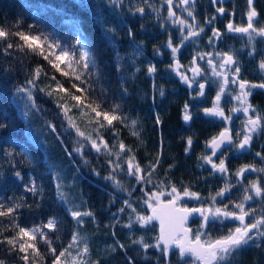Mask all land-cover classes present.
<instances>
[{"label":"trees","instance_id":"1","mask_svg":"<svg viewBox=\"0 0 264 264\" xmlns=\"http://www.w3.org/2000/svg\"><path fill=\"white\" fill-rule=\"evenodd\" d=\"M106 1L0 0V29L39 37L32 44L35 51L18 35L0 38V211L13 209L0 216V264H25L21 259L24 253L6 242L17 236L19 227L39 230L34 241L27 237L22 241L35 243L44 253L37 256L29 249L28 264H52L45 239L51 241L57 254L72 245L61 257L62 262L80 259L85 264H128L130 257L134 264H185V260L193 264L190 257L182 259L178 251L167 250L161 255L158 248L145 249L132 243H158L157 226L151 221L141 227L137 217H150L147 202L154 193L162 200L174 198L169 195L173 187L183 196L182 206L212 207L215 197L220 205L233 209L235 203H247L243 196L249 195L254 214L264 212V89L257 88L249 101L262 119L251 151L242 155L226 152L228 175L216 173L203 159L210 155L208 145L222 129L221 122L204 110L213 107L220 92L224 56L235 59L241 79L264 82V70L259 68L264 61V39L252 33L251 37L232 35L227 30L230 15L235 25L247 24L246 0H231L225 7L232 13L223 16L216 14L211 0L190 4L186 16L181 12L182 20L191 31H198L196 36L184 34L181 24L171 26L162 17L167 16L165 5L156 19L148 13L152 3L161 0ZM173 2L183 10L180 0ZM141 7L144 13L137 11ZM253 7L258 13L257 27L264 26V0H253ZM212 17L215 20L207 23ZM213 29L218 37L213 36ZM170 40L179 48L175 59L167 47ZM8 43L14 47L7 48ZM62 49L69 52L68 58L55 60ZM116 49L123 60L117 57ZM41 50L48 59L39 54ZM80 52L86 53L83 60L79 59ZM176 59L185 71L200 70L201 80L208 85L204 96L199 95V87L189 88L173 72ZM150 65L156 68L152 75L147 71ZM160 90L165 93L163 97ZM224 90L222 107L232 116L230 110L234 104L237 107V100L231 97L237 95V88L229 83ZM72 95L81 97L79 106ZM185 103L191 115L188 123L183 119ZM116 105L119 108L113 111ZM62 106H67V112ZM93 108L102 114L97 116ZM105 111L118 117L111 125L104 120ZM157 117L160 123H156ZM233 127L234 142L241 141L243 129ZM87 136L101 148L99 153L84 138ZM76 148L89 161L87 165L72 151ZM129 162L140 168L135 176L128 174ZM246 165L257 170L241 178L235 175ZM17 171L20 177L15 175ZM109 175L112 180L104 178ZM253 183L261 188V196L251 188ZM185 189L197 193L199 199L185 196ZM225 189L226 201L221 203L217 193ZM121 208L124 211H119ZM73 210L93 216H83L77 223L71 215ZM50 220L54 224L51 229L46 226ZM129 224L131 228L126 227ZM229 229H233L230 221L214 220L206 226L203 237L213 241L227 236ZM85 246L88 254L81 255ZM228 264H264V238L242 246Z\"/></svg>","mask_w":264,"mask_h":264},{"label":"snow or ice","instance_id":"2","mask_svg":"<svg viewBox=\"0 0 264 264\" xmlns=\"http://www.w3.org/2000/svg\"><path fill=\"white\" fill-rule=\"evenodd\" d=\"M167 4L169 5L168 8V16L173 17L175 13L172 11V6H173V0H166ZM213 4L217 2V0H211ZM181 4H188L189 0H180ZM247 6H248V11H247V26H234L231 22L227 24V29L229 32H236V33H243V34H248L251 37V33H256V35L264 38V26H259V21L256 19L258 16L257 11L253 7V0H246ZM217 12L224 14L226 9L224 7H219L216 9ZM137 11L139 13H144V8H138ZM189 16H192L193 13L192 11L188 12ZM215 20V17H212L207 21V23L211 24ZM179 24L184 25L185 21L180 20L178 21ZM203 28H200L199 31H203ZM9 35H18L19 39L22 41L27 42V48L30 50L35 51V49H32V44L33 42H36L39 40V37L36 36H29L24 34L23 32H16L10 34L9 32H6L2 29H0V38L7 39ZM198 35L197 32L195 31H190L189 36H196ZM129 36L130 38L133 36L131 30L129 31ZM213 36L218 37L219 33L213 29ZM79 43V41H78ZM7 48H12L14 47L13 44L8 43L6 44ZM52 45H48L49 49H52ZM56 48H59V45H55ZM167 47L171 48L172 51V56L173 59H175L176 53L179 51L178 47L173 46V42L170 40L167 44ZM23 49V46H22ZM154 51H156L154 49ZM40 55H44L43 50L40 51ZM50 55L53 53H49ZM116 55L120 60H123V56L119 53V50L116 49ZM69 52L65 50H61L59 55H55V60L57 61H63L66 58H68ZM86 56V53L80 52L79 53V59L83 60ZM203 59V57H200ZM223 58V57H222ZM44 59H48V56L44 55ZM52 63V61H49ZM233 58L231 55H227L226 58H223V63L220 64V67L223 68L225 64H231L233 63ZM209 65H211V60H209ZM53 67L56 68L57 71H60L59 65L58 64H53ZM176 67L179 68L180 65L177 62ZM259 68L261 70H264V61H262L259 64ZM139 70V69H137ZM7 71V70H5ZM148 74L152 75L156 72L155 66L150 65L147 69ZM193 72L198 73L199 69L193 68ZM214 74H217L215 72V69L213 70ZM240 67H236L235 73L237 75L240 74ZM39 72V69L37 70V73ZM181 76V79L183 82L188 83V78L185 77L182 73H178ZM218 75V74H217ZM76 79H80V77L77 75ZM29 84H31L33 81L29 79L27 81ZM227 78L225 77L224 83L221 84L220 86V92L217 93L215 102L213 104V107L211 109H205L204 112L206 115H211V116H219L223 119L231 121L232 117L231 116H225L223 109L220 106V100H221V94L223 93L224 85L227 84ZM238 81L233 78L232 83H237ZM83 83V81L81 82ZM239 94L235 96V99L238 101H241L242 104L246 102V97L252 94L251 89H264V82L254 84L250 83L246 80L241 79L239 82ZM73 87H77L75 84ZM189 87H191V84H189ZM204 84H199V95L204 96ZM245 88H248L249 91H245ZM18 91L24 92L26 91L24 88H18ZM60 91H67L66 89L58 88ZM42 91V90H41ZM77 91H82L81 88L77 87ZM50 95V93H49ZM159 95L163 97L165 95L163 90H160ZM29 98L31 99V94L29 93ZM196 97H193L195 99ZM71 99L76 102V105L79 106L82 103L81 97L72 95ZM37 107V110H39L38 105H34ZM64 107L65 112H67V106H62ZM99 107V105L97 106ZM189 105L185 103L184 109H185V114L183 116V119L185 122L189 121L191 119V115L187 112ZM116 108H119V105H116L113 108V111H115ZM243 112L247 115L248 113V107H243ZM92 111L96 112L97 116H100L102 113L97 110V108H93ZM230 111H241V109L238 108H232ZM103 117L104 120L107 121L109 125L112 124L114 120H116L118 117L117 115H109L107 111L103 112ZM71 123V121H70ZM156 123H160L159 118L157 117ZM247 125H250L249 128L246 129V132L249 134H245L243 136L242 141H237L233 142L231 136L229 135V129L225 128L224 131L219 133V138H213V140L209 143L208 147H211L213 149L212 151V156L217 155V150L220 148V146L224 143H228L232 145L233 147H239L240 149L245 148L246 145H248L251 141V132H254L257 130L258 127L261 126L262 124V119L260 116H257L255 119L249 118L248 121L246 122ZM0 127H3V124H0ZM55 131V129H53ZM78 135L84 136V133L78 131ZM85 139H88L91 142V146L93 149L96 150L97 153L101 151V148L97 145L96 141L92 139V137L87 136L84 137ZM189 147L192 145V139L189 138L187 141ZM106 148L107 145H104ZM121 149H123L125 146L121 143L119 145ZM227 149H225L226 151ZM73 152H76L78 155L81 156V159L83 160V163L87 165L89 161L84 158L83 154L81 153V150L79 148L73 149ZM69 156L72 155V152L68 153ZM111 155V153H109ZM257 155H260L257 153ZM221 156H223V152H221ZM205 162L207 164H211L212 169L214 171H218L221 173L227 172V168L225 166V159L226 158H219V163H215L212 160L211 156H205L203 157ZM262 160H264V157H261ZM134 169V170H133ZM249 170V166H244L241 167L238 172L235 174L237 176L242 175L244 172ZM252 171H256L257 169L253 168L251 169ZM93 171H95L93 169ZM140 171V168L138 165L134 166L131 162H129V168H128V174L129 175H136ZM261 171H264V169H261ZM99 175V173H96ZM17 177H20V172L17 171L15 173ZM106 180H112L113 176L109 175L104 177ZM137 179H140L139 176H137ZM251 188L254 190L256 196H261L262 195V190L261 188L257 185V183L251 184ZM29 191L35 192V189L32 187H29ZM228 189H225L224 191H227ZM224 191H220L217 193L218 196H220L222 199L224 198ZM169 195H173L174 198L168 203L163 204L159 200V197L156 196L154 193L153 196L156 198V204L153 206L151 203H149V207L152 208L153 215L150 217H145V216H139L137 217V222L141 223V227H146L152 220H159L160 221V235L156 237V240L158 241L157 244L155 245H150L144 243L143 240L136 241L134 240L132 243L133 244H140L143 245L145 249L148 247H155L160 249L161 255H164L167 253L168 250V245L170 244H175L176 247L179 249V256L181 258H184L186 254L191 255L192 257L195 258V260L202 261L203 264H228L229 258L233 257V253H237L239 249L244 246L249 244L250 242L254 243L255 239L257 237L264 238V231H260L261 227L264 226V219H255L250 220L247 224L245 223V217L252 215L251 209L245 210V204L243 202L240 203H235L234 207L239 210L238 214L235 211L231 210H226L227 205H225V209L222 210L221 208L217 207L215 208L214 211H211L210 209H205L202 207H188V206H180L178 204V201L180 199L179 194L177 193V190L175 187L172 188L171 193ZM184 195L189 196L194 199H199V196L195 192H189L187 189L184 190ZM213 202H215V197L212 198ZM252 197L249 195H244L243 196V201H249L251 200ZM111 202V201H110ZM13 211L12 208L7 209V211H0V216L7 215ZM119 211H124V208L119 209ZM135 211V210H134ZM211 211V217L213 219H218L220 217H223L224 219H232L235 221L239 222L240 226H237L233 229H229V234L224 237V238H217L213 241H207V242H202L201 237L205 234L202 232L200 229L197 230L196 234L194 235V239H189V233L191 232V229L187 228L186 222L189 218V216H192L193 214H199V216L203 219V221L208 222L210 217L206 213H209ZM71 215L74 219H76L77 223H80L81 218L83 216H93V213L91 212H80L73 210L71 212ZM115 213L113 216L115 217ZM223 223V221H221ZM49 229L53 228V221H48L46 225ZM126 227L131 228L132 225H126ZM205 225L202 224L201 228H204ZM256 230V236L251 235V233ZM39 230L38 229H31L28 230L24 227H19L17 236L13 239H8L6 242L8 245L12 246L13 249L17 250L20 253H24V255L21 256V259L25 261V264H28L29 262V256H28V250L31 249L33 253H35L37 256H43L44 253H41L38 251L37 246L35 243H24L22 242L24 240V237H27L29 241H34L36 239V234ZM41 236L44 234L42 232L39 233ZM73 241L77 240L76 236L72 237ZM45 244L49 246V249L52 253L53 259H52V264H85L84 261L80 259H75L71 260L70 262H62L61 257H64L65 254L68 252V249L72 247L71 244H69L67 249H64V251H60L57 254V249L55 247L51 246V241L49 239H45ZM161 243L164 245L163 248L160 247ZM120 248H123V245H119ZM115 251V249H114ZM88 254V247L85 246L83 249V253L81 255H87ZM128 264H134V261L129 257L128 258ZM185 264H192V261L185 260Z\"/></svg>","mask_w":264,"mask_h":264},{"label":"flooded vegetation","instance_id":"3","mask_svg":"<svg viewBox=\"0 0 264 264\" xmlns=\"http://www.w3.org/2000/svg\"><path fill=\"white\" fill-rule=\"evenodd\" d=\"M164 1H166V0H164ZM195 1L196 0H189V4H193V3H195ZM230 1L231 0H227L226 2H223V3H215V4H213L212 2H211V4H212V6H213V8L215 9V11H216V14L217 15H220V16H223V15H225V14H231L232 12L230 11V10H228V7H225V6H227V4L228 3H230ZM166 7H167V9L169 8V5L167 4V5H165ZM188 6V5H187ZM187 6H186V4H182V8H183V10L181 11L180 9H179V13L182 15L180 18H178L177 20H175V24L176 25H178L179 23H178V21H180L182 18H183V14L181 13V12H183L184 14H185V16H186V9H187ZM219 7H224L225 9H226V11H225V13L224 14H220L219 12H217V8H219ZM157 16H158V14H157ZM230 17H231V21L230 22H233V16L232 15H230ZM257 20H258V16H257V18H256ZM233 25L234 26H237V25H235L234 24V22H233ZM184 26H188V28H186V30L185 31H183V27ZM247 26V24L245 25V27ZM190 28V25H188V24H184V25H181V29H182V32H184V34H186L187 35V32H190L191 30H188ZM228 30V29H227ZM195 32H197L198 33V31L197 30H194ZM229 32V31H228ZM230 33V32H229ZM252 34H255L256 35V33H252ZM233 35V34H232ZM240 35V34H239ZM238 35V36H239ZM241 35H243V34H241ZM258 36V35H257ZM228 54H226L225 56H224V58H226V56H227ZM233 61H234V63H233V65L232 66H226V70L224 71L222 68H220L221 70H220V75L222 76V78L225 80V77L227 78V84H225L224 85V89L229 85V83H232V80H233V78H235L238 82L241 80V72H240V74L239 75H237L236 73H235V69H236V65H235V59L233 58ZM175 66H176V62H175ZM182 66V65H181ZM184 68V67H183ZM200 71V70H199ZM176 74V73H175ZM177 75V74H176ZM180 78V77H179ZM202 80H201V78H200V80L199 81H197L196 83H195V85H193L191 82H189V84H191V87H189V85H186V86H188L189 88H191V89H193V88H195V87H199V84H201L200 82H201ZM232 83V85L234 86V87H236L237 88V95L239 94V91H240V89H239V83ZM223 83H224V81H223ZM222 83V84H223ZM202 84H204L205 85V87H204V92H205V90H206V88H207V82H205V81H203V83ZM227 85V86H226ZM223 89V93L221 94V100H220V106H221V108L223 109V111H224V108L222 107V105H223V102H224V100L222 99V97H223V95L226 93V91ZM255 90H258V89H251V92H252V94L251 95H249L248 97H246V102L244 103V104H242L241 103V101H238L237 100V107H236V105L234 104V107L233 108H238V109H241V111H232V119H231V121H229V120H226V119H223V118H221V117H219V116H213L215 119H217V120H219V122H221V125H222V129H221V131L220 132H222V131H224V129L225 128H228L229 129V131L231 132V134H232V140H233V142L235 141V133H234V127H233V125H235V127H237L238 129H243V136L245 135V134H249V133H247L246 132V129H247V121H248V119L249 118H252V119H255L256 117H257V115L255 114V112H254V110H252V106L250 105V103H249V101H250V99H251V97L253 96V94H254V92H255ZM245 91H249V89L248 88H245ZM216 98V97H215ZM231 98H235V96H232ZM233 100H235V102H236V99H233ZM248 100V101H247ZM227 104V103H226ZM243 107H248V113H247V115L243 112ZM224 114H225V116H229V115H227L226 113H225V111H224ZM236 117H238V120H236L235 118ZM234 120H236V122L234 121ZM190 121V120H189ZM189 121H187V123L189 122ZM257 129H259V127L257 128ZM258 130H256V131H254V132H251L250 133V135H251V141H250V143L248 144V145H246L245 146V148H243V149H240L238 146L235 148V149H233L232 150V148H233V146L232 145H230V146H228V147H226L225 149H227L226 151H225V149H223L222 150V152H223V156H221V152H219V154H217L216 156H212V149H211V147H209V150H210V155L209 156H211L212 157V160H213V162H215V163H219V158H226L227 157V154H226V152H228L229 150H231V152L232 153H234V154H236V155H242V154H246V153H249L250 151H251V143H252V138H253V136L256 134V132H257ZM219 136V134L217 135V137ZM217 137H215V138H217ZM242 139H243V137H242ZM242 139H241V141H242ZM212 141V140H211ZM210 141V142H211ZM225 162H226V159H225ZM207 164V163H206ZM209 166H210V168L212 169V166H211V164H208ZM225 166H226V168L228 167L227 166V163H225ZM254 167H249V170L248 171H246V172H244L243 174H245V173H254L255 171H252L251 169H253ZM213 170V169H212ZM216 173H218V174H225V175H228V168H227V172H225V173H221V172H218V171H215ZM243 174L242 175H240V178L243 176ZM227 193V191H224V198L222 199L221 198V203H223V202H225L226 201V194ZM264 193V192H263ZM180 197V199H179V201H178V204L180 205V206H182L181 205V201L180 200H182L183 199V196H179ZM249 203V201H247V203H245V210H249V209H252V205H249L248 204ZM200 207H202V208H205V209H210L211 211H214L215 210V208H217V207H219V208H221L222 210H224L225 209V205H220L218 202H212V207H208V208H206V207H203V206H200ZM226 210H231V211H235V212H237V214H238V212H239V210L238 209H236L235 207H233V209H230L229 207H227V209ZM211 211L209 212V213H206L207 215H209V217H210V219H209V221L208 222H205V221H203V219L202 218H196L195 217V219H193L192 221H191V224H193L194 222L195 223H197L198 224V226H196L197 227V230L198 229H200V230H202V232H204L205 233V228H206V226L210 223V222H212V221H217V222H220L221 223V221H223V222H225V221H230L231 222V226L233 227V230H234V228L235 227H237V226H240L239 225V222L238 221H235V220H232V219H224L223 217H220V218H218V219H213L212 217H211ZM252 211V215H250V216H246L245 217V223L247 224L250 220H253V218H255V219H264V212L263 211H261L259 214V216H256V214H254L255 212L253 211V210H251ZM202 224H204L205 225V227L204 228H201V225ZM192 234H193V239H194V235L196 234V232H197V230H195V229H193L192 228ZM253 234H256V230H254L252 233H251V235H253ZM204 236V235H203ZM201 237V239H202V242H207V240H205L204 239V237ZM253 236H255V235H253ZM226 237V236H225ZM222 238H224V237H222ZM170 251V250H169ZM171 251H177V250H171ZM178 253H179V251H178ZM187 257H190V259H192L193 261H194V263L193 264H200L199 262H198V260H195L191 255H188ZM187 257H184V258H186L187 259ZM184 258H182V259H184Z\"/></svg>","mask_w":264,"mask_h":264},{"label":"rangeland","instance_id":"4","mask_svg":"<svg viewBox=\"0 0 264 264\" xmlns=\"http://www.w3.org/2000/svg\"><path fill=\"white\" fill-rule=\"evenodd\" d=\"M111 1H114V0H107L106 2H108L109 4L111 3ZM161 1H162V3H161ZM160 2H158V1H156L155 3H152V5H151V8L149 9L150 11L148 12L149 14H154L155 15V19L157 18V15L156 14H160L161 13V10H162V7L164 6V5H167V2L166 1H164V0H161ZM190 3V2H189ZM186 4V6L188 5H190V4ZM187 6V7H188ZM167 9V8H166ZM172 11L175 13V15L173 16V17H169L168 16V11H167V16H165V15H163L162 17L166 20V21H168V23L172 26V25H174L175 24V20H177L178 18H180L182 15L179 13V9H178V7H176V3L175 2H173V6H172ZM163 12V11H162ZM182 20V19H181ZM186 28H188V26H184L183 27V31H185L186 30ZM188 30H191V29H188ZM176 61H177V59H176ZM178 63H179V61H178ZM179 65H180V67L179 68H177L176 66L173 68V72H175L176 74H177V76L178 77H180V79H181V76L178 74V73H182L185 77H187L188 78V83H185V82H183L185 85H189V82H191L193 85H195V83L197 82V81H199L200 80V78H201V73H200V71L198 72V73H196V72H193L192 71V69H190V70H187V71H185L184 70V68H183V66H181V64L179 63ZM196 68V67H195ZM198 69V68H197ZM182 80V79H181ZM200 83H203V81H201ZM197 84V83H196ZM250 127V125H247V128H249ZM133 164V163H132ZM134 165V164H133ZM135 166V165H134ZM134 170V169H133ZM159 200L161 201L162 199H161V196H159ZM149 203H151L152 205H155L156 204V198L153 196V197H150V199L148 200V202H147V204H148V207H149ZM150 208V207H149ZM54 225V224H53ZM254 235V234H253Z\"/></svg>","mask_w":264,"mask_h":264},{"label":"water","instance_id":"5","mask_svg":"<svg viewBox=\"0 0 264 264\" xmlns=\"http://www.w3.org/2000/svg\"><path fill=\"white\" fill-rule=\"evenodd\" d=\"M227 0H217V2L216 3H223V2H226ZM221 14V13H220ZM232 24H233V22H231ZM231 34H243V33H236V32H230ZM264 39V38H263ZM177 62L178 61H176V64H177ZM234 63V62H233ZM233 63H231V64H225V66L222 68L224 71L226 70L225 68H226V66H232L233 65ZM229 135L231 136V138H232V134H231V132L229 131ZM219 138V136L217 137V139ZM228 146H230V144H228L227 142L226 143H224V144H222L221 146H220V148L217 150V154H219V152H222V150L223 149H225L226 147H228ZM212 149V148H211ZM213 150V149H212ZM170 200H172V199H170ZM170 200H167V201H161V203H163V204H166V203H168V201H170ZM155 206V205H154ZM149 215L150 216H152L153 215V212H152V208H150L149 209ZM195 217L196 218H201L200 216H199V214H193L192 216H189V218H188V220H187V222H186V227L187 228H189V224L191 223V221L193 220V219H195ZM152 222L157 226V229H158V236L160 235V221L157 219V220H152ZM190 229V228H189ZM192 237V230H191V232L189 233V239H192L191 238ZM161 247H164V245L161 243V245H160ZM168 250H177V251H179V249L176 247V245L175 244H170V245H168ZM189 254H186L185 255V257H187ZM194 258V257H193ZM195 259V258H194ZM200 264H203V262L202 261H198Z\"/></svg>","mask_w":264,"mask_h":264},{"label":"bare ground","instance_id":"6","mask_svg":"<svg viewBox=\"0 0 264 264\" xmlns=\"http://www.w3.org/2000/svg\"><path fill=\"white\" fill-rule=\"evenodd\" d=\"M172 199H173V198H172ZM168 200H170V199H168ZM161 201H167V199H166V200H161ZM153 206H154V205H153ZM149 209H150V208H149ZM189 228H190L191 230H192V228L195 229V230H197V228H196L193 224H191V223L189 224ZM192 231H193V230H192ZM192 237H193V234H192ZM192 237H191V238H192ZM192 239H193V238H192Z\"/></svg>","mask_w":264,"mask_h":264}]
</instances>
